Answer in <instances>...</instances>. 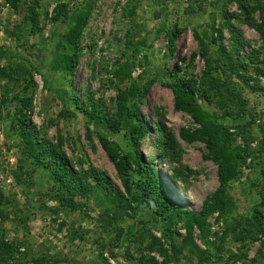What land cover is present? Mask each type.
Segmentation results:
<instances>
[{
  "label": "rangeland",
  "instance_id": "rangeland-1",
  "mask_svg": "<svg viewBox=\"0 0 264 264\" xmlns=\"http://www.w3.org/2000/svg\"><path fill=\"white\" fill-rule=\"evenodd\" d=\"M260 7L264 0H0V264H264V238L248 224L261 212L264 230V90L253 92L229 75L246 101V114L235 118L217 105L225 102L223 90L199 100L233 147L244 148L246 131L250 149L263 151L241 161L223 215L218 209L207 215L205 234L190 216L170 218L165 204L158 210L120 200L116 188L126 194L100 142L114 143L119 156L137 149L172 199L199 213L219 187L218 169L204 143L181 139V129L198 125L174 109L166 85L182 79L200 88L199 42L213 64L221 63L222 48L232 51L225 18L247 43L246 53L259 50L262 39L246 20L264 23ZM82 12L88 19L70 72L67 35ZM250 75L256 81L250 86L264 88V76ZM209 87L203 83L204 93ZM118 104L127 112L137 108L149 128L135 146L128 133L83 114L113 121ZM27 131L39 144L27 142ZM48 151L59 152L90 185L88 195L71 197L43 169L40 159L52 166ZM136 171L134 181L143 177ZM101 177L108 192L95 188Z\"/></svg>",
  "mask_w": 264,
  "mask_h": 264
},
{
  "label": "trees",
  "instance_id": "trees-1",
  "mask_svg": "<svg viewBox=\"0 0 264 264\" xmlns=\"http://www.w3.org/2000/svg\"><path fill=\"white\" fill-rule=\"evenodd\" d=\"M259 11L263 14L264 7H260ZM246 17L248 19V15H246ZM87 19L88 13L82 12L76 20L73 31L67 35L68 40L72 42L71 44L74 51L72 55L66 57L64 60V68L70 72L78 57L80 35ZM225 19V23L223 24H225L231 34L232 51H226L225 48H222L218 52L221 63L215 61L213 64L208 58V51L204 48L203 42H199L201 43L199 52L205 65L202 83L199 85L200 88L194 86L193 83H185L182 79H175L173 82L166 85L171 89L174 95V109L187 114L193 122L198 125V128L194 131L181 129L179 134L181 139L187 143H194L196 141L204 143L208 151L206 159L212 161L218 169L219 187L213 195L206 198L203 208L199 213H191L184 210L172 199L167 185L161 181L152 165L144 163L137 149L119 156L114 143H109L104 138L100 140L103 150L120 177L121 185L126 194L125 197L124 194L116 188V194L120 200H125L127 202L129 197L131 201L137 202L139 199L141 200L140 204H142L143 208L150 206L158 210L161 208L163 209L165 204V211L169 212L168 216L170 218L181 217L182 215L190 216V219L195 221L202 234L206 233L205 219L209 213L218 209L219 213L223 215L224 207L222 206L226 203L222 200L226 196L227 185L238 176V166L241 161L243 162L247 157L257 153H259V155L263 154L261 149L258 152H254L250 149L251 137L246 131L242 134L244 148L233 147L231 135L218 125L217 116L208 113L199 103L200 99H204L208 96L207 92H212V95L216 96L219 95L218 93L221 92L220 90H223L226 103L221 101L217 105L225 110V116L235 118L239 116V114H246V101L243 100L241 94L232 87V83L228 80L229 75L236 77L253 92L264 90V88H260L259 86L249 85V83L254 80L250 75L251 72L256 77L264 76V23L250 22V17L249 21L246 20V23L253 28L262 39V45L259 50L246 53L243 48L247 43L240 38L239 32L229 25L228 19ZM218 33L219 38H221L220 30H218ZM219 69L220 72L226 76V79L221 80L222 82L216 77ZM208 81H210V87L209 90H206L204 93V90H202L203 83ZM141 94H143L142 97H144L145 91H142ZM118 106V117L113 121H109L106 117H99L91 112L87 113L79 107L78 109L83 111L84 115L89 116L91 121L105 125L106 128H109V130L111 129L114 133L120 132L121 130H123L124 133H128L130 140H132L135 146L140 139L146 136L149 128L145 124L137 108L133 107L127 112L122 109L120 104H118ZM24 134L26 135L25 138L27 142L30 144L34 146L39 144L38 141H32V133L30 131ZM48 152L50 153V162L52 166L48 167L47 161L44 162V160L40 159L39 162L43 166V169L49 170L52 176L61 180L62 185L66 187L71 197L75 195L82 197L88 195L91 189L90 185H85L83 180L75 176L73 169L69 167L66 160L62 158L59 152ZM136 169H138V172L141 170L140 173H143V177L142 179L134 181L133 175L137 173ZM261 175L264 177V170ZM95 188L98 192H108L110 190V183L105 177H101L100 179H95ZM137 191L142 193L141 196L135 197V192ZM156 197L160 198L161 204L157 202ZM261 218V212H255L248 219V224L257 235L264 238ZM187 230L190 236L191 227L187 228Z\"/></svg>",
  "mask_w": 264,
  "mask_h": 264
}]
</instances>
